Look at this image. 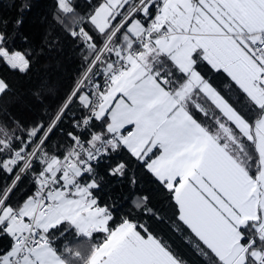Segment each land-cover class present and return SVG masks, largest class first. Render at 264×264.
<instances>
[{
	"label": "snow or ice",
	"instance_id": "6c2138e0",
	"mask_svg": "<svg viewBox=\"0 0 264 264\" xmlns=\"http://www.w3.org/2000/svg\"><path fill=\"white\" fill-rule=\"evenodd\" d=\"M89 3L86 14H77L73 0L57 3L64 15L56 22L88 52L71 90L47 124L0 138V172L10 178L0 188V235L10 241L0 264H66L65 253L80 256L77 238L97 232L104 238L92 243L83 264H181L145 224L122 217L110 226L112 212L95 198L94 165L121 150L168 193L173 227L190 230L218 264H264V0ZM25 10L30 6L22 3ZM0 23V59L26 72L31 50L10 48L15 32L6 30L7 20ZM160 58L168 65L162 71ZM202 63L223 74L252 115L198 70ZM7 87L0 80V94ZM201 100L218 113L211 125L199 119L208 116ZM66 116L69 130L60 127ZM58 128L69 141L62 158L47 147ZM126 169L119 160L107 175L123 177ZM25 175L34 190L11 203ZM136 195L140 208L147 198ZM57 239L65 241L61 253Z\"/></svg>",
	"mask_w": 264,
	"mask_h": 264
},
{
	"label": "trees",
	"instance_id": "16d2710c",
	"mask_svg": "<svg viewBox=\"0 0 264 264\" xmlns=\"http://www.w3.org/2000/svg\"><path fill=\"white\" fill-rule=\"evenodd\" d=\"M22 3L29 5L30 10L21 13L19 8ZM57 3L58 0H0V22L7 20L9 23L6 30L9 33L15 32L9 47L26 53L31 50L30 68L24 73L12 69L0 59V78L8 86L7 90L0 94V130H2L0 138L5 131L23 136L33 125L40 122L47 124L84 67L83 57L88 55V52L56 22L55 15L59 14L62 18L64 15L59 12ZM90 7L91 5L83 12L76 8V12L86 14ZM21 18L23 22L16 28L15 22ZM0 30H5L2 23ZM97 42L102 43L99 36ZM160 59L161 63L156 70L162 71L168 65L163 62V58ZM198 70L221 89L241 111L252 115L247 112L242 99L237 102L239 94L235 89H228L229 81L223 78V74L210 70L206 63H202ZM201 103L208 111V116L204 117L203 113H200L199 119L206 125L213 124L214 113H218L209 103L203 100ZM72 107L75 111L77 106ZM60 127L69 130L70 117L66 116ZM68 146L69 141L60 135L59 128L47 143L48 150L57 153L60 158L66 154ZM230 150L238 159L243 157L237 149ZM119 160L127 162L123 177L108 176V168ZM94 168L100 182L99 189L93 190L94 196L100 206H107L112 212L114 220L110 222V226H115L122 217H128L134 222L145 224L150 232L167 243L182 264H218V258L198 238H195L190 230L186 228L178 230L173 227L169 219L174 211L173 202L169 199L168 193L150 173L130 157L126 150H121L111 158H103L99 164L94 165ZM34 170H39L38 164L34 163ZM100 177L103 179L100 180ZM133 179L136 182L134 188L131 187ZM88 180V176L81 178L82 182ZM6 181L10 182V178L0 172V188ZM33 190L34 185L30 177L25 175L13 191L10 202H22ZM133 192L137 194V199L147 198L143 200L140 208H136L132 202ZM149 208L155 214L149 213L147 211ZM138 230L142 235H146L142 229ZM58 235L56 232L52 233L53 237ZM103 238L104 234L97 232L93 233L90 240L83 236L77 239L78 243H85L91 247L92 243L102 241ZM64 242V239L55 241L53 246L58 253L62 252ZM9 243L7 236L0 235V249L7 248ZM79 254L77 258L71 253H65L63 258L71 264H83L85 256Z\"/></svg>",
	"mask_w": 264,
	"mask_h": 264
},
{
	"label": "crops",
	"instance_id": "0c3cea01",
	"mask_svg": "<svg viewBox=\"0 0 264 264\" xmlns=\"http://www.w3.org/2000/svg\"><path fill=\"white\" fill-rule=\"evenodd\" d=\"M73 3L75 5V8H77L81 12L85 11L91 5L89 3V0H73ZM156 151H157L156 155H159V150H156ZM223 163L227 164V161H223ZM77 250L79 251V253L84 255L85 259H86L89 256V254L91 253L92 248L88 247L85 243H78L77 244ZM64 260L66 261V264H71L70 262H68L67 259L64 258Z\"/></svg>",
	"mask_w": 264,
	"mask_h": 264
},
{
	"label": "rangeland",
	"instance_id": "374dc122",
	"mask_svg": "<svg viewBox=\"0 0 264 264\" xmlns=\"http://www.w3.org/2000/svg\"><path fill=\"white\" fill-rule=\"evenodd\" d=\"M0 80H2V79L0 78Z\"/></svg>",
	"mask_w": 264,
	"mask_h": 264
},
{
	"label": "built area",
	"instance_id": "2783aa9c",
	"mask_svg": "<svg viewBox=\"0 0 264 264\" xmlns=\"http://www.w3.org/2000/svg\"><path fill=\"white\" fill-rule=\"evenodd\" d=\"M118 22V21H117Z\"/></svg>",
	"mask_w": 264,
	"mask_h": 264
}]
</instances>
